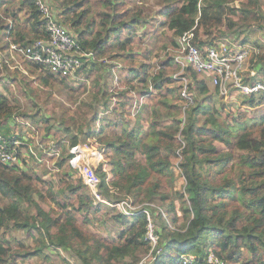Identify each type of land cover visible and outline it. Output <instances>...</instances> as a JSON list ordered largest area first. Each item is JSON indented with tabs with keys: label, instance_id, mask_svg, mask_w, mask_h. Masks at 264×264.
<instances>
[{
	"label": "trees",
	"instance_id": "trees-1",
	"mask_svg": "<svg viewBox=\"0 0 264 264\" xmlns=\"http://www.w3.org/2000/svg\"><path fill=\"white\" fill-rule=\"evenodd\" d=\"M52 1L58 4H51ZM92 1L100 7L96 13ZM160 1V24L170 32L163 47L170 45L172 49L178 46L177 37L193 26L197 45L230 37L222 29L209 36L212 26L205 38L199 35L206 29L202 23H206L203 14L208 10L225 8L228 14L250 17L253 24L248 22L247 29L240 28V32L237 29L236 37L231 35L230 40L258 47L247 62L246 80L264 78V44L250 37L256 24L264 29V0H238L239 6L234 4L236 0ZM45 2L82 46L94 50L97 56L114 59L128 53L124 61L128 70L123 78L119 77L124 88L118 90L112 105L106 74L113 80L118 70L112 68L114 63H88L89 94L75 106L77 114L84 105L88 112L81 113L78 123L72 115L69 119L73 124H67L65 118L55 124L41 106L43 96L52 94L47 89H53L55 82L71 89L70 85H78L81 92L87 86L31 61L26 62L29 75L3 68L8 94L0 91V134L16 140L17 137L9 136L11 128L32 119L42 123L43 135L56 140L60 153L54 163L56 175L50 179L36 171L37 159L28 148V160L21 157L20 164L0 162V264H17L37 255L49 258L51 247L70 254L75 264H141L149 253L146 214L127 216L117 210L109 214V207L96 202L81 175L66 164L71 155L68 145L86 142L89 137L103 148L105 160L97 169L103 198L141 204L155 223L159 252L155 250V257L145 264H181L185 253L197 255L202 262L210 251L232 264H264V126L244 129L236 135V127L230 124L236 122L239 126L251 118L264 123V92L241 99L247 110L252 109L251 118L246 110L233 108L225 112L217 86L189 66L185 74L194 100L185 107L174 85L172 57L164 62L167 67L151 74L148 63L137 64L129 53L136 29L147 17L143 5L130 8L127 0ZM21 5L19 9L12 1L0 0V49L8 45L4 39L7 32L12 41L23 43L45 35L35 0H22ZM21 9L25 11L23 17L19 16ZM228 19L234 22L231 16ZM200 28L202 33L198 32ZM238 34L243 36L238 38ZM252 70L254 75L250 76ZM30 74L35 76L37 85H33ZM134 90L150 95L145 118L139 114L143 107L136 116L129 114ZM15 92L32 99L34 113L19 111L13 116L20 108L14 101ZM9 119L13 120L10 124ZM129 122L132 127L120 132ZM138 123L140 128H136ZM107 127L111 133L106 132ZM142 131L144 135L140 136ZM216 142L227 148L219 150ZM18 155L21 156L20 151ZM233 161L238 164L235 174L228 168ZM177 169L184 178L181 190L174 187ZM175 200L179 202L178 210ZM107 217L120 225L119 230L111 231ZM91 226L103 228L106 234ZM15 229L34 230L39 237L32 244L15 236L8 239L6 235ZM65 264L72 263L66 260Z\"/></svg>",
	"mask_w": 264,
	"mask_h": 264
},
{
	"label": "built area",
	"instance_id": "built-area-1",
	"mask_svg": "<svg viewBox=\"0 0 264 264\" xmlns=\"http://www.w3.org/2000/svg\"><path fill=\"white\" fill-rule=\"evenodd\" d=\"M35 4L39 10L45 35L23 43L12 41L9 32H7L4 39L8 41V45L0 49L1 68L7 66L9 69H17L28 74V71H25L20 62L31 61L43 66L49 72L76 82L79 81L89 87L90 78L86 71L87 64L94 61H105L106 59L98 57L94 50L84 48L77 37L71 34L54 16L45 0H35ZM198 5H200V2ZM195 38L194 26L177 37L178 54L175 56V60L179 64L180 70L178 72L179 76L175 74V77H173L180 82V95L185 101V107L194 100L192 92L189 90V78L185 74L186 67L189 66L217 86L220 96L224 99H231L236 92H240L242 95L264 92V78H256L252 81L246 80L247 62L253 50H259L258 47H253L247 43L231 42L223 37L197 45L194 42ZM118 66L121 67V64L115 62L114 67ZM159 66L163 67L164 64ZM253 75L252 70L250 76ZM112 82L109 91L113 94L112 105H114L118 90L124 88V85L119 82L117 74L113 77ZM135 82V84H138L137 80ZM148 88L152 91L151 85ZM133 93L135 97L129 108L131 116L138 114L139 109L147 103L146 100L149 94L138 93L135 90ZM91 139L93 140L92 137L88 138L89 143L77 142L74 145H68V152L71 155L68 157L66 164L69 169L76 170L81 175L82 181L86 184L96 202H100L102 205L127 216L136 215L139 212L146 214L145 239L151 245L146 257L148 259L154 258L156 255L154 251L159 252V249H157L158 236L149 210L141 208V205L132 203L130 200L111 202L103 198L98 189L100 178L96 173V167L105 160L103 148L93 146ZM21 141L19 138L10 141L8 137L0 134V162L22 163L21 157H24L23 154L27 151L23 152L21 150L19 146L23 143ZM27 145H29L28 150L34 155L35 152L31 148V143L28 142ZM53 149H58L56 143H54ZM19 151L21 156L18 155ZM53 153L56 154V159L60 151L53 150ZM26 157V159L29 158L28 153H26ZM34 157L38 161L39 157L37 155ZM54 163L55 160L52 161V167L56 169ZM180 259L181 264H232L212 251L206 254L205 260L202 262L198 260L197 255L191 253L181 255Z\"/></svg>",
	"mask_w": 264,
	"mask_h": 264
},
{
	"label": "rangeland",
	"instance_id": "rangeland-1",
	"mask_svg": "<svg viewBox=\"0 0 264 264\" xmlns=\"http://www.w3.org/2000/svg\"><path fill=\"white\" fill-rule=\"evenodd\" d=\"M8 1H12L15 4L16 8H22L21 5V1L22 0H8ZM129 7L133 8L135 5H143V10L145 12V14L147 15L146 20L144 22L141 23L140 26H138V28L136 29V34L133 37V43H131V48H133L132 50H130V54L132 56V58L134 59V62L141 63V62H146L149 64L147 70L149 73H154V71L156 69H160V68H165L167 67V65L164 64V62L169 58L172 57L173 58V68H174V72H173V76L175 77V74L179 76V70H180V66L179 64L176 62L175 60V56L178 54L177 48L172 49L170 45H167L165 47H163V43L165 41L168 40V35L170 34L169 31H167L165 29V27L163 25L160 24L161 21V17L158 14L159 10L162 7V3L160 0H127ZM51 4L57 5L58 2L56 1H52ZM234 4L236 6H239L240 1L236 0L234 2ZM92 5V10L94 13H96L97 10H99V6L98 4L95 3V1L91 2ZM263 9H264V5H263ZM0 10L1 7H0ZM24 9L19 10V16L23 17L24 16ZM231 16L234 20V22L237 23V25L233 22L230 21L228 19V17ZM204 17V22L206 23H202L203 25H206V29L203 32V34H199L200 36H202L203 38H205L206 35H209V32L212 31L210 29H208L210 26H212L213 31L210 33L209 36H214L218 30L222 29L226 31V34L229 35H233L234 37H236L237 33L236 30L238 29V31L240 32V28L243 29H247L248 27V22L252 23L251 18H245L243 19V15L240 13L237 14H228L227 9L222 8L220 11H211L208 10L205 14H203ZM198 19V18H197ZM253 28V27H252ZM202 33V29L200 28L198 30V32ZM236 33V34H235ZM245 32L243 31L242 34H244ZM242 34H238L239 37L241 38L243 35ZM230 35V37H232ZM228 38L229 41L234 42V38H232L230 40V37L228 36H224L223 38ZM250 37L251 38H256L257 40L260 41L261 44H264V29L259 28L256 24L255 26V31H251L250 33ZM249 44V43H247ZM251 45V44H250ZM253 46V45H252ZM264 51V50H263ZM128 52V51H127ZM126 54L128 53H123L120 57H116L114 59H110L107 56H98L101 59H106L103 62H109V63H120L121 66L123 65V70L120 69L121 67H112L118 71L117 75L120 77H122L124 75L125 72H127V66L128 64L125 63L124 61H126L127 56ZM129 60V59H128ZM101 62V61H99ZM22 67L25 69V71H28L27 68V64L26 62H20ZM160 64H164L163 67H160ZM113 66V65H112ZM1 67V66H0ZM120 67V68H119ZM10 71H14L17 69H9ZM4 70L3 68H0V91L4 94H8V90L5 88L4 86V82H7V78L4 77L6 75L3 74ZM21 72V71H20ZM106 73V70H105ZM28 75H29V71H28ZM108 76V83L109 86L113 84L111 77L106 74ZM34 75L30 74V78L33 79V85H37V81L34 80ZM123 78V77H122ZM119 82L122 83V80L119 79ZM72 84V83H71ZM12 87L14 86L13 83H11ZM139 85H142L141 82H139ZM175 87H177V89L180 92L179 86H180V82L175 79V83H174ZM72 86L73 89L67 87V86H63L60 85L58 82H55V87L53 89H47V90H52V94L51 96L45 95L43 96L42 99V109L45 110V113L48 115L50 122H54L55 124H57L62 118L66 119V123L67 124H73V122L70 123V119L69 116H75L76 117V123H78V121H80V115L83 111H87V106H83L82 109L83 111L78 112V114L75 112V106L76 104L80 103V100L85 99L88 94H89V90H90V85L89 87H87L85 89V92H81L82 90H80V88H78V85H70ZM140 93V92H138ZM149 95V94H148ZM150 96V95H149ZM149 96L147 98H149ZM244 95L240 94V92H236L234 94V98L232 99H224L220 96L219 97L222 98V102H223V107H224V111H229L233 108H237L240 110L245 111L246 110V114L247 116H249L250 118L253 116L252 113V109H246L247 105H242L241 104V99L243 98ZM14 101L16 102V104L20 107L19 109L17 108L14 112L15 114L13 116H16V113H18L19 111H26V112H31L34 113L35 112V108L34 105L32 104V99L25 97V96H21L19 95L17 92L14 93ZM46 99V100H45ZM234 101V102H232ZM112 102V101H111ZM147 103H145L142 107V113H139L140 116L142 118H145L147 116L146 111H148L147 109L149 108V105L151 103L150 98L146 100ZM221 102V100H220ZM205 103H208V100L205 101ZM235 103V104H234ZM234 105V106H233ZM264 107V105L262 106V108ZM204 109H201L200 111H203ZM264 110V108H263ZM110 117H113V114L109 115ZM136 116V115H135ZM19 117V116H18ZM18 119H21L20 117ZM10 120V119H9ZM8 120V121H9ZM13 120L9 121L12 122ZM27 123H21L19 124L20 127L15 126L11 128V131L9 133V136H14L19 138L20 140H22L21 142H23L22 144H20L19 146L21 147V150L24 152L27 148H29V145L26 146L24 142L26 143H31V148L32 150L35 152L34 156H38L39 159L37 161V167H36V171L42 175L44 178H54V176L56 175L57 172V168L54 169L52 167V161L55 160V153H53V150H59L58 149H53L54 143H56V140L54 138H51L49 140L50 137H46L45 135H43V126L42 123L40 122H35L32 119L27 120ZM130 122H132V120L130 119ZM129 122V123H130ZM233 127H236V135L238 133H241L244 129H251V128H260L264 126V123H261L259 120H255V119H249V121L240 124L238 126V124H236V122H231L230 123ZM99 126V123L97 124ZM132 123H130V125H125L124 127H122L120 129V132H126L128 131V129H130L132 127ZM136 128H140L139 123L136 124ZM100 127V126H99ZM56 128V127H55ZM106 132L111 133L112 130L110 127L106 128ZM61 134V133H60ZM140 136L144 135V131L139 133ZM56 138V137H55ZM67 140H64V142ZM91 143L93 146H100L99 143L97 142L96 139L93 138V140L91 139ZM81 142V141H80ZM83 142V141H82ZM90 140H86V143H89ZM216 145L218 146L219 150H224L227 147L219 142H216ZM40 152V153H39ZM27 153V152H26ZM26 153L23 154L24 157H26ZM27 158V157H26ZM28 160V159H27ZM30 160V159H29ZM99 166V165H98ZM98 166L96 167V173H97V169ZM229 172L232 173H236L237 172V168H238V164L236 162H230L229 163ZM179 169H177L176 172V179H175V190H181L184 184V178L180 175ZM175 204V208L178 210V206H179V202L178 200L174 201ZM141 204H139L140 206ZM109 210V214H111L112 212H114L115 209L112 208H108ZM109 216V215H108ZM107 224L110 226L111 231L112 232H116L117 230H119L120 225L117 224L116 222H114L112 219H109V217H107ZM92 229H95L99 232H101L102 234H106L105 230L103 228H98L96 226L92 227ZM12 236H15L17 238H20L22 240H24L27 244H32L34 239H37L39 237V234L36 233L34 230H30V231H24V230H20V229H15L11 232V235H6V237L8 239H11ZM49 252V258H43L40 256H33L30 257L24 261H19L17 264H65L66 260H69L72 264L76 263V260L67 252H65L64 250H59L58 252L55 251L54 247H51V251ZM145 255L142 260L140 261V263H146L148 261H150Z\"/></svg>",
	"mask_w": 264,
	"mask_h": 264
},
{
	"label": "crops",
	"instance_id": "crops-1",
	"mask_svg": "<svg viewBox=\"0 0 264 264\" xmlns=\"http://www.w3.org/2000/svg\"><path fill=\"white\" fill-rule=\"evenodd\" d=\"M197 17H198V16H197ZM148 96H149V95H148ZM149 98H150V97H149ZM149 98H148V99H149ZM232 98H234V96H233ZM232 98H231V99H232ZM19 126H20V125H19ZM19 126H17V127H19ZM14 128H15V127H14Z\"/></svg>",
	"mask_w": 264,
	"mask_h": 264
}]
</instances>
